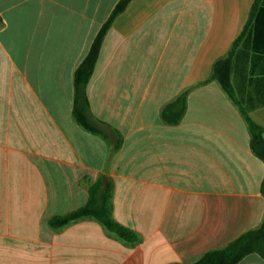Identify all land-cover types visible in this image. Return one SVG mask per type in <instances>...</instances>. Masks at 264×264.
Returning a JSON list of instances; mask_svg holds the SVG:
<instances>
[{"label":"crops","instance_id":"0c3cea01","mask_svg":"<svg viewBox=\"0 0 264 264\" xmlns=\"http://www.w3.org/2000/svg\"><path fill=\"white\" fill-rule=\"evenodd\" d=\"M119 1L0 0V264H191L264 219L247 122L264 129V0L130 1L86 86L93 117L120 135L110 158L74 119V79ZM238 39L234 101L207 80ZM184 91L170 124L162 109ZM103 176L137 244L94 219L49 225Z\"/></svg>","mask_w":264,"mask_h":264},{"label":"trees","instance_id":"16d2710c","mask_svg":"<svg viewBox=\"0 0 264 264\" xmlns=\"http://www.w3.org/2000/svg\"><path fill=\"white\" fill-rule=\"evenodd\" d=\"M132 0H120L115 6L110 18L103 25L88 55L84 58L75 73V98L73 116L75 121L86 131L101 136L110 144V158L121 146L119 133L109 125L99 121L90 112V106L86 94L87 83L93 73L103 38L114 18L120 14ZM254 5V8L257 6ZM251 21L248 22V25ZM245 32L247 31V27ZM242 35V36H243ZM241 39V37H240ZM236 40L228 54L218 59L212 68L208 81H216L224 92L235 101L234 89L231 80L232 61L239 40ZM188 91H184L174 101L168 103L162 109V118L176 124L182 118L186 109ZM252 136V150L264 162V129L247 119ZM112 181L103 176L100 183L91 188V195L86 204L64 215L54 216L49 220L51 228L58 230L73 222L83 219L98 221L109 233L124 240L127 244L134 245L140 241L139 235L133 230L117 223L112 216ZM264 195V180L261 188ZM256 253L264 258V219L260 226L252 229L222 249L211 250L205 253L199 260L191 264H238L247 255Z\"/></svg>","mask_w":264,"mask_h":264}]
</instances>
